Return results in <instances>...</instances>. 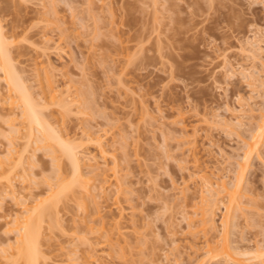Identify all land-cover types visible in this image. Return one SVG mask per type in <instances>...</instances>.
<instances>
[{
    "label": "rangeland",
    "instance_id": "374dc122",
    "mask_svg": "<svg viewBox=\"0 0 264 264\" xmlns=\"http://www.w3.org/2000/svg\"><path fill=\"white\" fill-rule=\"evenodd\" d=\"M0 30L43 119L87 155L77 178L0 70V264H25L16 219L37 206L53 209L41 264H264V139L245 155L264 108V0H0ZM225 243L249 253L214 256Z\"/></svg>",
    "mask_w": 264,
    "mask_h": 264
},
{
    "label": "bare ground",
    "instance_id": "6f19581e",
    "mask_svg": "<svg viewBox=\"0 0 264 264\" xmlns=\"http://www.w3.org/2000/svg\"><path fill=\"white\" fill-rule=\"evenodd\" d=\"M1 31V30H0ZM5 39L3 38V36H2V32H0V70L3 72V76H4V80L6 81V83H7V85H8V87H10L9 88V90L11 89V91H13L14 93V96L16 95L17 96V101H20L19 102V104H21L22 106H20V107H22L23 108V110H21V112H22V117H24L23 119L25 120H27L28 121V123H29V128H30V131L32 130L33 131V128H37L40 132H41V134L42 135H40V137H38V142L39 141H41V143H44L43 145H45V143H47V145L48 144H50V145H48V146H51V148H53L54 147V149H58L59 151H60V153H62V155L63 156H65L69 161H70V163H71V165H72V167H74V169H75V177L77 176V178L79 177H81V176H83L82 174L83 173H81L79 170H81L80 169V164L79 163H81L82 162V156L84 155L83 153H82V151L81 150H83V152H84V148L82 149V147H85L84 145H77L76 144V146H74V147H71V145H69L67 142H65V140L63 139L62 140V136H59L57 133L55 134V131H54V129L52 130L51 128V126H49L48 124H47V120L44 118V116L43 115H41L42 113L41 112H39V110H38V108H37V106H39V105H37L38 103L34 100V99H32L31 98V96L32 95H29V93L26 91V90H28V88L27 89H25V87H24V84L22 85L21 84V82L19 81V76H18V78H17V76H16V74L14 73L16 70H14L13 71V68L14 67H12V63H10L11 61L9 60L10 58L8 57V52L6 51V48L7 47H5V44H7V43H5ZM8 49V48H7ZM10 61V62H9ZM26 86V85H25ZM15 96V97H16ZM34 100V101H33ZM261 110V109H260ZM262 112H260V113H262L261 114V120H260V123L258 124V126L255 128V134L252 136V143H251V145H249V147H250V149L249 150H246V151H248V152H246V156L247 155H250L252 152H253V150H257V148H259V144H260V142H262V139H264V108H262V110H261ZM47 121H45L44 119ZM49 123V122H48ZM32 128V129H31ZM38 131V132H39ZM54 131V132H53ZM34 132V131H33ZM33 132H31V133H33ZM39 132V133H40ZM32 135H34V134H30V136H32ZM58 135V136H57ZM87 136H89V137H87ZM91 135L89 134V135H86L85 137H87V138H84V139H82V140H84V142H86V139H87V142H91V145H94V144H92V139L94 140V137L92 138V137H90ZM251 136V135H250ZM61 137V138H60ZM32 137H30V139H31ZM40 138V139H39ZM92 138V139H91ZM98 138V137H97ZM251 139V138H250ZM95 140H96V138H95ZM94 140V141H95ZM98 140H100V139H98ZM97 140V141H98ZM102 140V139H101ZM100 140V141H101ZM93 141V142H94ZM192 141V140H191ZM86 142V144H88ZM53 143V144H52ZM54 143H55V145L58 147V148H55V145H54ZM82 143V142H81ZM94 143H96V141L94 142ZM98 144L100 143L99 141L97 142ZM249 143V144H250ZM37 144V143H36ZM52 144V145H51ZM85 144V143H84ZM47 145H45V146H47ZM96 145V144H95ZM99 145H101V143L99 144ZM261 145V144H260ZM44 146V147H45ZM53 146V147H52ZM86 146H88V145H86ZM97 147H98V145H96ZM101 147H103V146H101ZM99 148V150L101 151V152H103L105 149H102V148ZM248 147V148H249ZM47 148H49V147H47ZM50 149V148H49ZM53 152H54V150H52ZM58 151V152H59ZM55 152H57V150H55ZM101 152H100V154H101ZM106 151H104L103 153H105ZM103 153L101 154L102 156H103ZM80 154H83V155H80ZM86 156L87 155H85V158H86ZM245 156V157H246ZM89 157V156H88ZM92 157H94V156H92ZM248 157V156H247ZM246 157V158H247ZM85 158H83V160L85 159ZM90 159H93V158H87V160H90ZM94 159H95V157H94ZM90 162V161H89ZM245 166L244 165H242V167H240L242 170H243V172H244V169H246V168H244ZM74 171V170H73ZM237 174H239L238 176V178L237 179H239V180H242V179H240L241 177H240V175H242L243 173H237ZM236 174V175H237ZM243 176V175H242ZM107 179V178H106ZM236 179V180H237ZM82 181H84V180H82V179H79L78 180V184L77 183H75V182H77V179H75L74 180V182L73 183H71L72 185H75V184H77V185H79L80 184V182H82ZM208 182V181H207ZM206 182V183H207ZM59 183H61V182H59ZM213 183V182H212ZM236 183H238V184H235V187H236V189L235 190H229L228 191V189L226 188L227 186V184L226 185H224V186H226L225 187V191L226 192H228V205L226 206V209H227V215L225 216L226 217V219H225V222H226V224L228 225V221H229V219L232 217V216H234L235 217V214H236V217H237V213H238V211L239 210H237V209H240L241 210V207H240V200H238V198H237V189H239V187H240V182H236ZM70 184V183H69ZM208 184H210V183H207V185ZM213 184H215V183H213ZM58 185V184H57ZM56 185V186H57ZM66 185H68V184H66ZM76 185V186H77ZM84 185V188H82L81 189V191H84L85 193L86 192H88L89 191V189L88 190H85L89 185H85V184H83ZM218 185V184H217ZM220 185V184H219ZM58 186H60V184L58 185ZM56 187V188H59V187ZM65 186V185H64ZM63 186V184H62V187L59 189V191H54L55 192V195L53 194V198H55V199H58V198H61L59 195L62 193V191H65L66 192V187H64ZM76 186H73V187H76ZM81 186V185H80ZM212 188L210 189V190H213V189H215L214 187L215 186H212V184L210 185ZM223 186V187H224ZM234 186V185H233ZM69 187V186H68ZM72 187V186H71ZM77 187H79V186H77ZM222 187V186H221ZM222 187V188H223ZM63 189V190H62ZM65 189V190H64ZM70 189V188H69ZM68 189V190H69ZM72 189V188H71ZM208 189V188H207ZM223 190H224V188H223ZM214 191V190H213ZM220 191H222V190H220ZM214 192H216V191H214ZM83 193V192H82ZM217 194H219L220 192H216ZM227 194V193H226ZM52 195V194H51ZM212 195H214V194H212ZM61 196H62V194H61ZM65 197V196H64ZM64 197H62V198H64ZM239 197V196H238ZM53 198H51V199H53ZM62 199H60V201H61ZM52 201V203L53 204H56V203H58V202H55V200H51ZM44 202H46L47 203V201H44ZM210 202H213V201H210ZM51 203V204H52ZM213 203H215V202H213ZM226 203V204H227ZM42 204V203H41ZM23 205V204H22ZM46 205V204H45ZM49 205H50V203H49ZM216 205H218V204H213V206L211 207V208H209V209H206V211H205V214H203V216L205 215V219H204V225H205V229H207V230H209V229H215V223H214V209H215V207L214 206H216ZM25 206V205H24ZM23 206V207H24ZM35 206H37V204L35 205ZM47 206V205H46ZM38 207H40V208H42V206H37V208H30V209H28L27 207H26V209L23 211L24 212V214H27L28 216H24L23 218H21V219H23L22 221H20V222H18L19 220H17V219H20V218H18L17 217V219H16V223H17V225H21L20 226V228H19V230H18V232H19V234H18V237H17V239H16V242H15V245H16V248H12V249H14V250H16L15 252H16V254H17V256L19 257V258H21V259H23L24 260V262H25V264H41V258H42V253H40L41 251L39 250V245H40V239L42 238V236H41V232H40V227H41V223H43L44 221H43V219L45 218L44 217V215H46V214H48L51 210H53L52 208H51V210H50V207H43L44 209L43 210H40ZM53 208H55V205H54V207ZM33 211H32V210ZM38 209V210H37ZM237 212V213H236ZM204 213V212H203ZM51 214V213H50ZM224 217V218H225ZM233 217V218H234ZM43 221V222H42ZM230 222V221H229ZM14 225H16V224H14ZM18 229V228H17ZM225 230V229H224ZM227 230V229H226ZM224 233H225V231H224ZM41 236V237H40ZM227 239V238H226ZM40 242V243H39ZM11 247H14V246H11ZM217 247V246H216ZM219 248V247H218ZM234 248V247H233ZM231 249H232V247H231ZM237 249V248H236ZM233 250V249H232ZM219 251V250H218ZM216 251L215 249H213L212 250V253H213V255L214 256H222V257H225V258H228V259H230V260H232V262H234V261H236V262H238L237 261V258L235 257V255H242L241 253H243V252H246V251H243V252H241L240 251V253L238 254H232L230 251V247L225 243L224 244V246H223V249H222V251ZM233 252V251H232ZM211 253V252H210ZM246 253H249V252H246ZM247 254H244V256H246ZM218 258H221V257H218ZM203 260V259H202ZM44 261V260H43ZM239 263V262H238ZM197 264H203L202 263V261L200 262H198ZM239 264H241V263H239Z\"/></svg>",
    "mask_w": 264,
    "mask_h": 264
}]
</instances>
